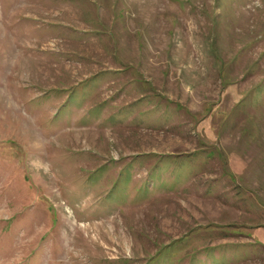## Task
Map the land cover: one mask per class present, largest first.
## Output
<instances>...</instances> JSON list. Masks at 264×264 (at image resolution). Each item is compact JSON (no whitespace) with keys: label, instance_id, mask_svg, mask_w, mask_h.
Segmentation results:
<instances>
[{"label":"rangeland","instance_id":"rangeland-1","mask_svg":"<svg viewBox=\"0 0 264 264\" xmlns=\"http://www.w3.org/2000/svg\"><path fill=\"white\" fill-rule=\"evenodd\" d=\"M0 264H264V0H0Z\"/></svg>","mask_w":264,"mask_h":264},{"label":"crops","instance_id":"crops-1","mask_svg":"<svg viewBox=\"0 0 264 264\" xmlns=\"http://www.w3.org/2000/svg\"><path fill=\"white\" fill-rule=\"evenodd\" d=\"M124 53H110V59H114L115 63L114 65H110L108 68L107 66H103L102 70L108 71V72H120L125 69H130V61H125L126 59H130V56L127 58L126 55H123ZM108 55V54H107ZM88 58L91 56H87ZM111 59V61H112ZM105 63V62H104Z\"/></svg>","mask_w":264,"mask_h":264}]
</instances>
